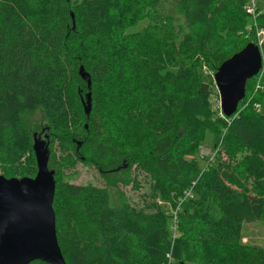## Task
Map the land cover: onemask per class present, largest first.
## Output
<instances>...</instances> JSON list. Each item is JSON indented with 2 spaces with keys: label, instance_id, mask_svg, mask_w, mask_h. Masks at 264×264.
<instances>
[{
  "label": "trees",
  "instance_id": "trees-1",
  "mask_svg": "<svg viewBox=\"0 0 264 264\" xmlns=\"http://www.w3.org/2000/svg\"><path fill=\"white\" fill-rule=\"evenodd\" d=\"M247 1L0 0L1 176L35 172L33 154L30 164H16L22 156L7 148L21 132L20 116L40 108L61 164H75L73 143L95 166L128 160L134 187L141 174L154 197L179 204L175 219L123 196L114 207L104 188L54 181L65 264H264V248L242 242L246 225L264 222V115L241 110L228 124L223 116L226 125L211 108L214 84L197 71L201 60L215 71L240 50L214 48L211 39L221 17L241 14ZM140 21L139 32L129 30ZM142 41L164 50L163 68L140 55ZM258 94L264 100V88ZM205 131L223 135L220 152L201 169L189 158ZM176 223L181 231L171 235Z\"/></svg>",
  "mask_w": 264,
  "mask_h": 264
},
{
  "label": "rangeland",
  "instance_id": "rangeland-1",
  "mask_svg": "<svg viewBox=\"0 0 264 264\" xmlns=\"http://www.w3.org/2000/svg\"><path fill=\"white\" fill-rule=\"evenodd\" d=\"M70 1L72 4L76 5L82 2V0ZM251 4L252 8L248 10V14L247 8L251 7ZM125 14L126 13H123V16ZM221 18L223 19L219 22L222 21V23H218V28L216 30L220 35L216 37V33L211 39L213 46L217 45L222 48L238 46L239 48H243L246 44L251 43L257 47L261 59V68L254 77V80H252L253 88L251 93H244V98L240 106H237L235 113L232 114L228 120L226 119L228 124V121L236 117L237 113L241 110L246 112L254 111L264 115V100L259 99L258 94L260 89L264 88V0H248L241 14L229 12ZM120 20H123L122 14ZM145 24V21H140L136 23L135 27L129 30L135 33L139 32ZM165 31L166 29H163V32H161L164 37ZM160 38H163V36H160ZM214 48L216 47L214 46ZM139 53L141 56L146 57L151 64L153 63L152 65L154 66H157V63L162 64L166 59L164 50L160 49V47L153 42L142 41L139 47ZM212 62L201 60L200 64L197 66V71L200 73L202 80L209 83H213V74L215 73ZM163 64L159 67L160 69L163 68ZM218 97V92L216 90L214 97L211 98V100L216 103V106L211 108L213 112L214 110L217 111L218 117L226 124L219 110ZM17 125L21 132L14 137V140L7 148L9 151H13L17 155L19 154L22 156L21 160L23 161L16 162V164H30L32 139L33 136H38L39 140L47 144V169L53 171L54 181L78 186L91 185L96 188H104L107 191L110 204L114 207L120 205V199L123 196L128 200L129 204L136 209H146L145 206L154 204L155 207L160 210H166V212L175 216V219H177L179 204L172 206L154 197L143 175L136 173L135 178L137 187H134V164L128 160L126 161L125 159L119 158L110 161L108 164L95 166L89 161L84 160L85 156L82 153V149L79 148V146L76 149V145L73 143L71 153L74 155L75 164L72 167L67 164H61L59 153L55 150L53 154L52 145H50L48 141V120L42 109L38 108L32 112L22 114ZM222 135L223 133L220 132L216 134L209 131L203 132L194 150L193 156L189 159L193 160V158H195L198 162V167L201 169L211 162V160L214 161L216 154L220 152ZM44 136H46V138H44ZM1 174L2 170L0 168V175ZM34 174L35 172L33 173L29 168L23 172L22 177L32 178ZM189 196L188 199L194 200V198H192L193 195ZM208 214L209 216L217 217L218 211L215 208L209 207ZM174 229H176V231H178V229L181 231V228L176 223V225L172 227L171 235L174 233ZM243 229L242 242H250L264 248V222L246 225Z\"/></svg>",
  "mask_w": 264,
  "mask_h": 264
},
{
  "label": "water",
  "instance_id": "water-1",
  "mask_svg": "<svg viewBox=\"0 0 264 264\" xmlns=\"http://www.w3.org/2000/svg\"><path fill=\"white\" fill-rule=\"evenodd\" d=\"M264 28V21H263ZM261 68L259 51L248 43L225 59L213 74L219 110L224 117L235 113L244 98L245 83ZM79 77L89 88L88 74L82 67ZM87 116L90 97L82 99ZM33 136L31 151L35 163L32 178H5L0 175V264H65L55 235L52 200L53 171L47 169V144ZM46 138V136H44Z\"/></svg>",
  "mask_w": 264,
  "mask_h": 264
},
{
  "label": "built area",
  "instance_id": "built-area-1",
  "mask_svg": "<svg viewBox=\"0 0 264 264\" xmlns=\"http://www.w3.org/2000/svg\"><path fill=\"white\" fill-rule=\"evenodd\" d=\"M252 8V4H251V7L247 8V13L249 14L248 10Z\"/></svg>",
  "mask_w": 264,
  "mask_h": 264
}]
</instances>
